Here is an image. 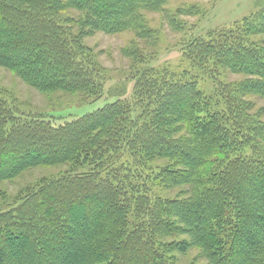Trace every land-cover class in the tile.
Listing matches in <instances>:
<instances>
[{
  "label": "trees",
  "instance_id": "trees-1",
  "mask_svg": "<svg viewBox=\"0 0 264 264\" xmlns=\"http://www.w3.org/2000/svg\"><path fill=\"white\" fill-rule=\"evenodd\" d=\"M169 1L0 0V66L40 92L97 101L105 77L84 38L153 42L142 11ZM260 4L187 42L194 74L154 70L156 53L132 45L131 95L71 122L22 113L0 93V184L68 166L0 212V264H181L191 250V264H264V113L249 99H264Z\"/></svg>",
  "mask_w": 264,
  "mask_h": 264
},
{
  "label": "rangeland",
  "instance_id": "rangeland-1",
  "mask_svg": "<svg viewBox=\"0 0 264 264\" xmlns=\"http://www.w3.org/2000/svg\"><path fill=\"white\" fill-rule=\"evenodd\" d=\"M260 2L261 0H170L164 6L166 11L164 13L142 11L140 22L144 23L145 29L153 31L155 42L142 41L134 32L92 33L84 38V45L91 49L94 62L103 72L106 86L105 95L97 101H83L81 96L64 92H40L1 66L0 93L22 113L49 114L57 125L71 122L114 103L117 97L125 99L131 95L135 82L131 75L132 60L126 55V50L132 45L136 44L135 46L145 55L156 53L155 58L149 61L150 68L166 70L176 77L190 75L193 73L189 72L191 64L187 63L184 53L187 42L204 37L212 30L229 29L235 22L255 13L261 6ZM174 24L179 28L177 29ZM258 39L263 40L264 36ZM195 74L204 75L205 72L195 70ZM207 78L201 76L198 79L199 86L213 95L214 83ZM243 79V75L233 73L226 77L229 82H239ZM249 99L254 102L255 111L264 113L263 98L253 96ZM262 118L264 120V114ZM67 167H37L12 181L1 183L0 191L3 195L0 196V212L16 206L17 198L24 195L26 189L39 180L58 177ZM177 193L179 192L176 190L172 192V197ZM197 256V250H191L186 257L181 258V264H191Z\"/></svg>",
  "mask_w": 264,
  "mask_h": 264
}]
</instances>
